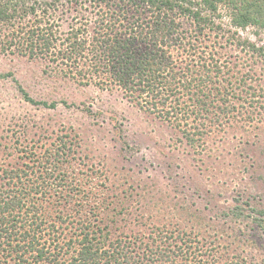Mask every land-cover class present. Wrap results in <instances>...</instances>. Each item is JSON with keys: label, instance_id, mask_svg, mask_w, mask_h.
I'll return each mask as SVG.
<instances>
[{"label": "rangeland", "instance_id": "374dc122", "mask_svg": "<svg viewBox=\"0 0 264 264\" xmlns=\"http://www.w3.org/2000/svg\"><path fill=\"white\" fill-rule=\"evenodd\" d=\"M38 1L36 12L18 18L15 27L54 23L56 35L64 38L71 28L88 27L90 33L99 26L90 0ZM33 2L26 0V5ZM224 10L223 29L210 43L216 42L212 48L236 87L233 94L251 102L238 101L239 113L196 135L193 143L186 139L185 125L178 127L145 109L117 85L79 83L59 70L68 69L65 65L31 57L18 45L3 49L14 28L3 26L0 155L14 154L9 160L17 161V147L43 150L58 134H77L84 158L75 164L76 173L93 170L106 186L99 188L106 201L97 215L113 233L147 240L164 231L198 241L194 245L215 264H264V54L237 41L264 47V30L239 29L236 37ZM117 24L119 31L123 25ZM22 90L48 105L30 102ZM89 198L81 211L96 210L102 200ZM64 202L48 205L53 216Z\"/></svg>", "mask_w": 264, "mask_h": 264}, {"label": "trees", "instance_id": "16d2710c", "mask_svg": "<svg viewBox=\"0 0 264 264\" xmlns=\"http://www.w3.org/2000/svg\"><path fill=\"white\" fill-rule=\"evenodd\" d=\"M90 4L99 16L94 20L98 28L90 33L88 27L71 28L60 38L54 23L46 28L24 23L15 27L18 18L36 12L38 0L30 6L26 0H0V29L14 27L2 48L18 45L31 57L65 65L68 69H57L79 83L103 80L121 87L145 109L178 127L185 125L191 143L209 127L220 126L223 118L239 113L238 101L251 102L233 94L236 87L212 48L216 42H210L223 29V9L236 37L239 29L263 31L264 0H90ZM117 22L123 25L119 31ZM237 41L264 54L263 46ZM22 92L30 102L48 105ZM35 148L17 147V161L9 160L14 154L0 155V264H178V260L215 264L189 237L162 231L145 240L113 233L97 215L106 201L99 188L106 186L95 179L93 170L76 173L75 164L84 158L77 134H58L45 149ZM24 158L28 159L20 160ZM90 195L102 199L100 204L96 210L81 211ZM60 201L65 205L53 216L48 205Z\"/></svg>", "mask_w": 264, "mask_h": 264}]
</instances>
